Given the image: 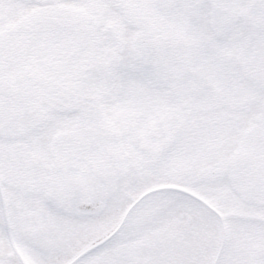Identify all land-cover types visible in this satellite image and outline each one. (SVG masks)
Here are the masks:
<instances>
[{"label": "snow or ice", "instance_id": "1", "mask_svg": "<svg viewBox=\"0 0 264 264\" xmlns=\"http://www.w3.org/2000/svg\"><path fill=\"white\" fill-rule=\"evenodd\" d=\"M0 264H264V0H0Z\"/></svg>", "mask_w": 264, "mask_h": 264}]
</instances>
